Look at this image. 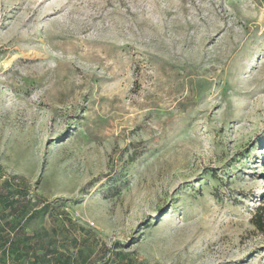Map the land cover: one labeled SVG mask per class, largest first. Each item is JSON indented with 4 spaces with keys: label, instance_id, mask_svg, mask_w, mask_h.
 Instances as JSON below:
<instances>
[{
    "label": "rangeland",
    "instance_id": "374dc122",
    "mask_svg": "<svg viewBox=\"0 0 264 264\" xmlns=\"http://www.w3.org/2000/svg\"><path fill=\"white\" fill-rule=\"evenodd\" d=\"M263 203L264 0H0V264H264Z\"/></svg>",
    "mask_w": 264,
    "mask_h": 264
},
{
    "label": "trees",
    "instance_id": "16d2710c",
    "mask_svg": "<svg viewBox=\"0 0 264 264\" xmlns=\"http://www.w3.org/2000/svg\"><path fill=\"white\" fill-rule=\"evenodd\" d=\"M8 182H9V180H5L3 182V184L7 185ZM252 222L259 231L264 232V203L257 206L256 212L252 218ZM1 241H2V243L8 242L6 236H5V238H4V236L3 237L0 236V243H1Z\"/></svg>",
    "mask_w": 264,
    "mask_h": 264
}]
</instances>
